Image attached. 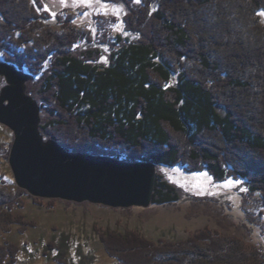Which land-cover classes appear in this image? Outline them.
<instances>
[{
    "label": "trees",
    "instance_id": "obj_1",
    "mask_svg": "<svg viewBox=\"0 0 264 264\" xmlns=\"http://www.w3.org/2000/svg\"><path fill=\"white\" fill-rule=\"evenodd\" d=\"M103 1L126 10L125 34L107 65L73 17L68 31L57 34L44 26L49 15L42 0H0V52H9L6 62L19 69L41 74L36 89L33 76L26 88L50 106L41 111V134L75 154L187 164L217 179L237 176L264 194V83L257 85L253 75L264 66L258 14L264 0ZM37 27L44 28L41 37L33 35ZM30 42L24 53L14 48ZM195 59L194 73L184 69ZM238 89L244 91L241 114L224 99ZM154 189L153 204L180 199L176 185L159 173ZM22 195L38 199L0 186V234L21 222L10 210L23 205ZM101 239L118 264H264L260 247L207 227L177 242L110 230ZM57 249L58 260L70 264L63 259L67 245ZM18 252L14 243L0 245V264H15Z\"/></svg>",
    "mask_w": 264,
    "mask_h": 264
},
{
    "label": "rangeland",
    "instance_id": "obj_2",
    "mask_svg": "<svg viewBox=\"0 0 264 264\" xmlns=\"http://www.w3.org/2000/svg\"><path fill=\"white\" fill-rule=\"evenodd\" d=\"M42 1V11L49 15L44 26L63 34L68 31L65 23L73 17L72 24L76 30L90 34L94 48L103 54L101 62L109 63V51L117 49L114 44L119 34H125L124 5L103 0H91L90 3H82L81 0ZM261 12L264 10L258 14ZM260 16L264 24V15ZM32 30L37 37L44 33L43 27ZM32 45L30 42L14 48L24 53ZM80 45L81 48L88 46L86 42ZM7 54L9 52H0V62L6 61ZM198 66L195 59L188 61L184 69L194 73ZM23 70L33 76L30 84L36 89L38 86L35 84L41 74L32 75L27 67ZM254 72V76H259L257 85L260 81L263 84L264 66ZM4 84L1 77L0 89ZM257 85L254 86V94L261 99ZM243 92L239 89L226 92V104L241 109ZM37 103L42 104L41 111L50 107L41 99ZM238 113L242 112L238 110ZM13 140V131L0 124V186L17 193L20 187L9 162ZM119 159L125 161L124 156ZM158 173L176 185L180 195L178 201L161 205L152 203L147 208H114L84 201L75 203L57 198L52 201L41 197L34 200L28 195L19 196L23 205H15L10 212L21 218V222L11 223L9 231L1 232L0 245L11 242L19 248L15 264H36L41 260L44 264H63L58 260L57 249L63 243L67 245L63 258L67 263L118 264L119 260L108 253L101 239L104 231H135L149 240L177 242L207 227L221 235L239 237L264 251V194L261 191H250L247 182L237 176L217 179L207 170H192L187 164L157 166ZM226 181L242 183L227 184Z\"/></svg>",
    "mask_w": 264,
    "mask_h": 264
},
{
    "label": "water",
    "instance_id": "obj_3",
    "mask_svg": "<svg viewBox=\"0 0 264 264\" xmlns=\"http://www.w3.org/2000/svg\"><path fill=\"white\" fill-rule=\"evenodd\" d=\"M0 124L14 133L9 162L18 187L34 197L114 208L149 207L157 166L107 155L72 153L40 132L41 107L27 94L29 74L0 62Z\"/></svg>",
    "mask_w": 264,
    "mask_h": 264
},
{
    "label": "snow or ice",
    "instance_id": "obj_4",
    "mask_svg": "<svg viewBox=\"0 0 264 264\" xmlns=\"http://www.w3.org/2000/svg\"><path fill=\"white\" fill-rule=\"evenodd\" d=\"M35 3V0H33ZM82 3H90L91 0H81ZM139 2V0H137ZM260 15H264V12H261ZM227 184H236V183H242V181H226Z\"/></svg>",
    "mask_w": 264,
    "mask_h": 264
},
{
    "label": "bare ground",
    "instance_id": "obj_5",
    "mask_svg": "<svg viewBox=\"0 0 264 264\" xmlns=\"http://www.w3.org/2000/svg\"><path fill=\"white\" fill-rule=\"evenodd\" d=\"M36 264H44V262H43V260H41V261H38V263H36Z\"/></svg>",
    "mask_w": 264,
    "mask_h": 264
}]
</instances>
